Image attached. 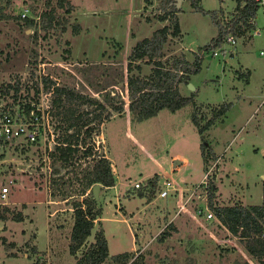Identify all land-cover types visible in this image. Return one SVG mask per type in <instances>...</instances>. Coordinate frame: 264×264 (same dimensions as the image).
<instances>
[{
    "label": "rangeland",
    "instance_id": "1",
    "mask_svg": "<svg viewBox=\"0 0 264 264\" xmlns=\"http://www.w3.org/2000/svg\"><path fill=\"white\" fill-rule=\"evenodd\" d=\"M67 1L60 7L58 0H0V85L18 81L21 86L16 99L11 89L5 95L0 93V102L14 107L42 100L50 108L52 96L45 95L41 81L47 74L59 85L102 99L103 92L98 96L93 89L97 82L104 84L106 80L99 73L106 70L114 73L122 66L123 83L106 89L121 96L125 112L107 119L101 128L102 135L95 137L93 143L94 151L106 154L115 170V188L102 187L98 191L96 201L102 212L94 227V230L103 228L110 256L140 252L144 264H238L243 259L251 262L236 235L227 232L215 218H206L203 209L207 205V193L203 187L209 182L215 185L218 205L261 203L262 9L255 13L258 35L248 31L236 38L235 46L224 43L220 47L223 50L217 48L215 54L205 53L200 70L190 75L187 84H180L183 96L194 95L200 125L214 118L200 134L190 118L191 105L173 112L162 109L142 121L131 120L129 116L127 55L136 40L151 35L162 24L155 11L150 10V20H146L136 10L139 6L160 9L159 1ZM176 3L174 0L175 6ZM199 4L204 10L221 7L222 17L228 19L235 0H200ZM176 8L181 35L169 39L165 47L171 51L162 59L164 62L175 55L192 60L199 47L216 35L210 16L194 9L191 0H180ZM25 9L27 17L33 20L31 26L20 16L17 18ZM44 9H54L51 28L42 27L40 13ZM152 68L151 62L137 60L129 74L145 76ZM79 69H83L82 74ZM222 104L227 105L224 112L213 117ZM50 117L54 128L57 122L51 110ZM56 135H49L45 145L28 144L22 137L10 146L0 145V189L4 185L9 187L6 198H0V207L5 205L23 215L22 221L0 220V264L75 262L68 248L73 223L71 205L82 197L77 191L80 185L74 172L80 176L91 158L78 152L75 162L53 166L50 152ZM175 153L180 160L173 165L171 156ZM80 163L81 167L76 166ZM164 171L176 187L197 189L192 196L188 190L179 193L182 202L188 199L182 211L170 199L178 192L165 198L158 196L166 180ZM155 173L159 174L158 182L151 195L147 182ZM9 179L13 182L8 183ZM136 182L140 189L134 186ZM55 183L61 184L59 192ZM92 241L93 234L86 244ZM103 264L115 263L108 258Z\"/></svg>",
    "mask_w": 264,
    "mask_h": 264
},
{
    "label": "trees",
    "instance_id": "2",
    "mask_svg": "<svg viewBox=\"0 0 264 264\" xmlns=\"http://www.w3.org/2000/svg\"><path fill=\"white\" fill-rule=\"evenodd\" d=\"M63 1L64 3L68 2L67 0H58V6L61 7ZM158 1L159 8L164 11V15L160 16V19L167 18L168 25L156 29L149 37L137 41L127 55L126 87L129 99V116L131 120L142 121L155 116L162 109L173 112L186 105H191L190 118L198 132L202 134L213 123L214 118L208 120L204 125H200L195 110L194 95H181L178 86L189 82L190 75L196 74L200 70L204 54L220 48L228 35L238 38L251 31L253 27L248 23V19L255 16L257 5L255 0H235L233 12L226 19L222 17L223 9L221 7L216 10H204L199 4L200 0H191L194 9L210 16L216 27V35L208 43L199 47V52L193 54L192 60L184 55H175L164 62L161 58L164 56L163 49L168 38L180 35L176 15L179 9L176 8L174 0ZM53 12L54 9H44L40 13L43 28L53 26ZM18 17L19 15H17ZM24 20L27 25L31 26L32 19L27 17ZM137 60H144L153 64L148 75L133 76L129 74L132 63ZM137 68H139L138 65ZM78 71L82 74L83 69ZM99 75L106 77V80L104 84L97 82L93 89L98 96L103 92L102 99L84 94L68 85H59L49 74L43 75L41 78L44 83V93H50L52 96L49 111H52L57 122L53 128L57 134L56 143L50 152L53 166L58 163L61 166H67L75 162L74 158L77 157L75 155L78 152H81V155L89 154L91 158L90 162L81 169L80 176L74 172L80 185L77 191H79L82 199H75L71 205L73 223L68 248L75 257L74 264H103L108 258L115 264H144V256L140 252L137 254L123 252L110 256L102 227L94 230L96 222L100 219L102 209L93 197L92 187L95 184L104 187H111L115 184L111 162L104 153L94 151V139L100 134L101 125L107 119L113 117L114 113L121 115L125 112L124 101L121 96L114 90L107 91L106 89L108 86L114 87L118 83H123L122 66L114 73H109L106 70L100 72ZM11 89H14L13 97L16 99V94L21 89L18 81L13 84L0 85L2 95L7 94ZM226 106V104H222L212 114L213 117L222 114ZM24 108L27 112L29 111V102L24 104ZM76 166L81 167L82 165L80 163ZM71 170L74 171V166L71 167ZM53 182H56V179H53ZM55 184L56 190L59 192L61 184ZM147 184H150L152 195L154 177L150 178ZM215 190V185L209 182L206 186L207 206L214 213L215 219L227 232L237 236L238 242L253 264H264V178L259 205H243L241 203L218 205L215 203ZM8 219L22 221L23 215L20 211L13 212V209L4 205L0 207V220L6 221ZM92 234L93 241L87 245V239ZM4 240L2 238V241ZM251 262L243 259L238 264H252Z\"/></svg>",
    "mask_w": 264,
    "mask_h": 264
},
{
    "label": "built area",
    "instance_id": "3",
    "mask_svg": "<svg viewBox=\"0 0 264 264\" xmlns=\"http://www.w3.org/2000/svg\"><path fill=\"white\" fill-rule=\"evenodd\" d=\"M255 3L257 5V10L261 8L264 16V0H255ZM27 11L28 10L25 9L19 14L21 20L27 18ZM248 23L253 27L251 33L253 35H258L260 30L256 27L255 16L249 17ZM236 40L234 36L228 35L224 43L235 46ZM216 52L217 51L214 50V54ZM260 54H264V51H260ZM45 95L47 94L45 93ZM54 132L49 106L46 102L42 100L41 102H29L28 112L25 110L24 105L19 104L10 107L0 102V145H11L12 141L21 137L24 138L25 142L28 144L45 145L49 135L52 137L56 135ZM12 182V179L8 180V183ZM134 186L139 187V184L135 183ZM206 186L207 184L203 188H206ZM169 190L181 191L182 188L176 187L173 184V180L169 179L164 183V189L159 192V195L165 196ZM196 190L195 188L192 189L190 195L192 196ZM8 192L9 187L7 185L2 186L0 189V198L5 199ZM187 201L188 199L185 202ZM203 210L205 211L206 218H215L214 213L208 209L207 205L204 206Z\"/></svg>",
    "mask_w": 264,
    "mask_h": 264
},
{
    "label": "crops",
    "instance_id": "4",
    "mask_svg": "<svg viewBox=\"0 0 264 264\" xmlns=\"http://www.w3.org/2000/svg\"><path fill=\"white\" fill-rule=\"evenodd\" d=\"M156 2V1H155ZM155 4V3H154ZM146 6V4L145 5H142V7L144 8ZM141 8V6H139V8L136 10V12L138 13V14H143L145 17H144V19H146V20H150L149 18H148V15H149V12H150V10H152V11H155V13H158V14H156L155 15V17L157 18V20L159 21V22H161L162 24H161V26H159V28H161V27H163V26H165V25H168V23H169V21H168V19L167 18H165V19H163V20H161L160 19V16H162V15H164V11L162 10V9H140ZM176 15H177V18H178V12L176 13ZM154 17V18H155ZM127 20L129 21L130 20V13H128L127 14ZM179 23V22H178ZM180 27V26H179ZM128 28V27H127ZM158 29V28H157ZM180 35H181V31H180ZM150 36V35H149ZM149 36H145V37H149ZM144 37V38H145ZM141 39H143V38H140V39H138V40H136V42L137 41H139V40H141ZM169 39H170V37L168 38V40H167V42H166V44H165V46H167L168 44V42H169ZM164 46V49H163V54H164V56L161 58V60L163 59V58H167V56H168V54H169V52L171 51L170 49H167V47H165ZM170 50V51H169ZM188 58V57H187ZM189 59V58H188ZM149 74V73H148ZM179 87H180V85L178 86V89H179ZM179 92H180V89H179ZM180 94H181V92H180ZM182 95V94H181ZM124 114V113H123ZM116 116H120V115H113V117H111L112 119H114ZM110 118V119H111ZM104 124V123H103ZM102 124V125H103ZM102 125H101V128H102ZM101 128H100V132H101ZM100 135V134H99ZM102 135V134H101ZM100 135V136H101ZM95 137H97V136H95ZM95 141V140H94ZM105 156L109 159V157L105 154ZM172 158V161H173V165H175V164H177L179 161L178 160H180V156L178 155V154H173L172 156H171ZM178 159V160H177ZM110 160V159H109ZM111 161V160H110ZM112 163V162H111ZM112 165V164H111ZM112 167H113V165H112ZM113 169V173L115 174V170H114V168H112ZM165 173H164V175L166 176L165 177V179L166 180H169V176H167V173H166V171H164ZM154 187H155V185L157 184V182H158V176H159V174H157V173H155L154 174ZM153 177V176H152ZM166 180H165V182H166ZM137 183V182H136ZM115 186H116V179H115V184L113 185V186H111V187H104V186H102V185H100L99 184V190L101 191V188L102 187H104V189H111V188H115ZM141 186V185H140ZM140 186L139 187H136V188H139L140 189ZM149 187H150V185H149ZM180 188H182V190L181 191H176V190H169L168 191V193L165 195V196H160L159 194H158V196L159 197H161V198H165V197H168L169 195H174V194H176L177 192H178V194H176L177 196L176 197H173L172 196V198H170L171 200H173L174 199V201H176V204L178 205V207H179V209H178V211L181 209V211L182 210H184V208L183 207H185V205H186V203L188 202H182L183 200H181V198H180V196H179V193L180 194H182V193H184V191H191V190H189V188H186V187H183L182 185L180 186ZM164 189V188H163ZM150 191H151V189H149ZM140 195H142V192H140L139 193ZM203 197V196H202ZM72 209V208H71ZM173 217V216H172ZM171 219L172 218H170L167 222L169 223L170 221H171ZM100 220V219H99ZM168 226H170V224H168ZM103 229V228H102ZM160 228H158V230H159ZM104 231V230H103ZM107 245H108V243H107ZM108 251H109V249H108ZM133 252V251H132ZM133 253H135V254H137L136 252H133ZM110 255V254H109Z\"/></svg>",
    "mask_w": 264,
    "mask_h": 264
},
{
    "label": "water",
    "instance_id": "5",
    "mask_svg": "<svg viewBox=\"0 0 264 264\" xmlns=\"http://www.w3.org/2000/svg\"><path fill=\"white\" fill-rule=\"evenodd\" d=\"M176 1H177L176 6L179 7L180 0H176ZM189 86H191L190 83H189ZM262 178H264V175H263ZM98 191H99V184H95V185L92 187V194H93V197H94L95 200L98 198Z\"/></svg>",
    "mask_w": 264,
    "mask_h": 264
}]
</instances>
